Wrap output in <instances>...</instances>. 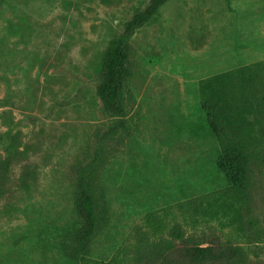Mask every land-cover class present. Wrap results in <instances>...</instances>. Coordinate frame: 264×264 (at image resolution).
Here are the masks:
<instances>
[{
  "label": "rangeland",
  "instance_id": "rangeland-1",
  "mask_svg": "<svg viewBox=\"0 0 264 264\" xmlns=\"http://www.w3.org/2000/svg\"><path fill=\"white\" fill-rule=\"evenodd\" d=\"M149 1L0 0V264H138L178 229L264 264V139L252 126L242 196L214 132L262 116L264 0H168L131 37L126 112L111 113L106 53ZM82 177L105 212L85 263L69 249Z\"/></svg>",
  "mask_w": 264,
  "mask_h": 264
},
{
  "label": "trees",
  "instance_id": "trees-1",
  "mask_svg": "<svg viewBox=\"0 0 264 264\" xmlns=\"http://www.w3.org/2000/svg\"><path fill=\"white\" fill-rule=\"evenodd\" d=\"M168 0H150L144 8L135 12L127 21L124 31L114 40L108 49L105 62L100 72L98 93L103 100L105 109L111 113H125L123 91L129 75L127 60L131 37L144 25L152 21L161 7ZM246 77L245 74H243ZM245 82L244 86H253L257 79ZM212 108V107H211ZM261 118L258 122L249 121L229 126V133L218 126L214 132L221 144L217 159L219 168L227 174L230 189L234 194L246 196L251 186L252 168L255 156L250 151L249 139L253 136L252 126H257L254 137L264 139V94L262 95ZM231 124V123H230ZM74 205L79 225L74 231L70 252L74 258L83 261L90 256L93 240L102 226L105 212L98 207L93 193L91 179L80 178L75 184ZM182 243L177 244L172 239L158 242H143L138 248L135 262L138 264H231L243 256L241 248L235 245L213 244L202 241L191 242L184 238L181 229L175 233ZM146 243V244H145ZM143 262V263H142ZM101 264H110L103 262Z\"/></svg>",
  "mask_w": 264,
  "mask_h": 264
}]
</instances>
